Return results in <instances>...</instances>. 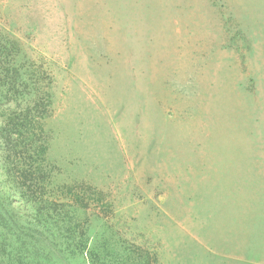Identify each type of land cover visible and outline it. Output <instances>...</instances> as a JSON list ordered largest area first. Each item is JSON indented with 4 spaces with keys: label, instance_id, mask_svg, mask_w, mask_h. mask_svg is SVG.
<instances>
[{
    "label": "rangeland",
    "instance_id": "obj_1",
    "mask_svg": "<svg viewBox=\"0 0 264 264\" xmlns=\"http://www.w3.org/2000/svg\"><path fill=\"white\" fill-rule=\"evenodd\" d=\"M0 34L18 46L7 97L45 99L51 179L110 206L77 209L89 244L139 264H264V0H0ZM9 183L0 165L26 226Z\"/></svg>",
    "mask_w": 264,
    "mask_h": 264
},
{
    "label": "trees",
    "instance_id": "obj_2",
    "mask_svg": "<svg viewBox=\"0 0 264 264\" xmlns=\"http://www.w3.org/2000/svg\"><path fill=\"white\" fill-rule=\"evenodd\" d=\"M13 50L18 52L17 44L0 34V165L9 185L33 212L25 226L0 198V264H139L118 242L99 238L89 244V227L85 218H78L77 209L86 211L95 203L107 217L110 206L103 192L85 183L59 185L51 179L43 135L45 99L37 95L23 108L16 96L7 97L21 85Z\"/></svg>",
    "mask_w": 264,
    "mask_h": 264
}]
</instances>
